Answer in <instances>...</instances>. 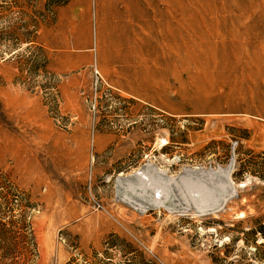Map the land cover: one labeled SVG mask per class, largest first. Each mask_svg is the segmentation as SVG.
Instances as JSON below:
<instances>
[{
    "label": "rangeland",
    "instance_id": "rangeland-1",
    "mask_svg": "<svg viewBox=\"0 0 264 264\" xmlns=\"http://www.w3.org/2000/svg\"><path fill=\"white\" fill-rule=\"evenodd\" d=\"M129 1L0 0V220L25 237L11 248L26 264H264V107L197 84L186 56L213 39L156 44L162 5L186 0H136L139 16ZM111 25L157 50H102L107 33L143 42ZM229 40L206 53L230 59Z\"/></svg>",
    "mask_w": 264,
    "mask_h": 264
},
{
    "label": "crops",
    "instance_id": "crops-1",
    "mask_svg": "<svg viewBox=\"0 0 264 264\" xmlns=\"http://www.w3.org/2000/svg\"><path fill=\"white\" fill-rule=\"evenodd\" d=\"M118 1L119 0H107L108 4H106L105 8H103L101 4L99 5L103 9H106L112 13L115 10V5ZM120 1L123 2V0ZM209 1H213V3L204 5L199 3H190L189 0H186V2L168 3L162 5L164 6V10H162L161 13L159 11V15L160 21H162L164 24H159L158 22L156 27H162L159 30H161L160 33L163 38L156 40V44L177 43V45L185 46V49L190 44L204 43V39L206 38H211L214 40L211 42L218 43L221 42L223 38H227L226 35H228L229 38L234 37L237 41H244L246 39L251 40L252 38L260 39L257 36H264V0H252L251 3L247 1V3L236 4V9L233 8L234 3H232L235 2V0H230V3H224L222 5H218L214 0ZM124 4L128 3L124 2ZM145 5L152 10H156L155 12H157V9L160 7V5L157 3H149ZM138 6L139 3H136V5H124L126 9H135L134 13L139 16L141 10L138 8ZM154 20L158 21L159 19L154 18ZM226 22L229 23V26H227L226 33H222L220 29L222 24L220 26H218V24ZM185 23H187V26ZM129 26L130 25L127 27ZM110 27L121 28L123 33L126 31L125 36L129 35L128 32H130L134 37L140 38L142 37L139 36V32L144 29L142 26H139L138 30H133V27L131 26L127 28L119 27V25H111ZM179 27L187 28L185 34L191 40L184 38V34L181 32V30H179ZM147 28L153 29L154 27H151L149 24ZM157 31L158 30H156V33ZM167 37L169 38L167 39ZM178 38L181 41H178ZM142 40L143 42H150L147 39L142 38ZM253 45L255 48H257V43L256 45ZM181 51L185 52L184 50ZM179 52L180 51L177 53ZM259 52L248 51L237 54L232 53V55H229V58L243 60L244 63H250L251 60L264 61V52L262 55ZM11 141L12 139L9 138V141L6 143L7 150L10 151L13 146Z\"/></svg>",
    "mask_w": 264,
    "mask_h": 264
},
{
    "label": "bare ground",
    "instance_id": "bare-ground-1",
    "mask_svg": "<svg viewBox=\"0 0 264 264\" xmlns=\"http://www.w3.org/2000/svg\"><path fill=\"white\" fill-rule=\"evenodd\" d=\"M97 1L99 4L103 6V8H105L106 4H108L107 0H97ZM210 2L213 3V1ZM130 3L136 5L137 1L130 0ZM108 28H112L113 31H116L118 29L117 27H110V26ZM118 31L120 30L118 29ZM120 33L123 32L121 31ZM108 38H109V34L107 33V40L105 39L103 40V46H101V49L103 50V47H105L109 53H117L122 49H126L128 51L135 52L138 55L142 56V54L145 51H150L151 53L153 50L156 49V48L154 49V46H151V49H149L150 47L149 42H142V41L141 43L127 42V41H123L121 38L119 39H108ZM224 40L225 39L223 38L221 42L218 43L217 42L204 43L206 44V47L203 50L204 53L199 52L200 54L197 56L187 55L186 59L190 61V63L187 66L189 70L188 72L192 70L191 71L192 74L199 75V77L197 76L195 80L197 84H203L205 86L204 88L205 92L210 91L211 93L216 89L220 90L223 85L224 86L228 85L232 91L231 88L232 86L237 93L236 94L237 98H239L241 101L247 100L248 102L249 100L251 104L252 102L253 103L256 102L259 103L260 107H264V61L251 60L250 63L249 62L244 63L242 60H238V59H226L221 61L214 60L212 56L215 55L211 56L212 53H206V52L215 53V51L217 50L221 51V49L223 48L219 47V45H224L225 44ZM229 43L230 46L232 44L230 48V52H232L233 54L248 52V51L264 52V39L261 40V39L252 38L251 40L246 39L244 41H237L234 37H230ZM240 43L242 44L241 46H239ZM256 43H257V48L252 47L253 44L256 45ZM196 45H197L196 49L200 50L201 49V46H199L200 44L197 43ZM189 48L190 46L188 45L185 48V50L189 52ZM168 49L170 51L167 52H173L176 54L179 50H181L180 46L177 45V43L170 44V46H168ZM155 58H157V56H155ZM222 70H224L225 72H222ZM204 96L205 94L202 93L201 97Z\"/></svg>",
    "mask_w": 264,
    "mask_h": 264
},
{
    "label": "trees",
    "instance_id": "trees-1",
    "mask_svg": "<svg viewBox=\"0 0 264 264\" xmlns=\"http://www.w3.org/2000/svg\"><path fill=\"white\" fill-rule=\"evenodd\" d=\"M7 224L8 221L0 220V264H26L27 260L23 255H21L23 252L22 250L14 248L17 253L15 252L14 249L11 248L10 242L14 241V239H17L19 243H22L25 239L23 234L19 233L18 236L12 237L10 235L11 231L8 228L7 229ZM254 233H261L264 239V231L260 228L254 229ZM17 243V242H15ZM17 245V244H16ZM16 247V246H15Z\"/></svg>",
    "mask_w": 264,
    "mask_h": 264
}]
</instances>
